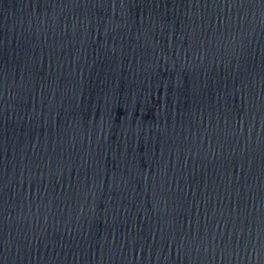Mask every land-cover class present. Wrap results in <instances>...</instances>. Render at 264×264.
<instances>
[{"label": "water", "instance_id": "1", "mask_svg": "<svg viewBox=\"0 0 264 264\" xmlns=\"http://www.w3.org/2000/svg\"><path fill=\"white\" fill-rule=\"evenodd\" d=\"M0 264H264V0H0Z\"/></svg>", "mask_w": 264, "mask_h": 264}]
</instances>
